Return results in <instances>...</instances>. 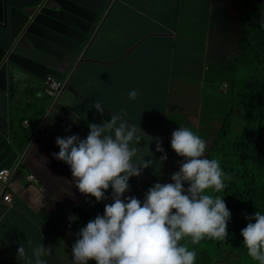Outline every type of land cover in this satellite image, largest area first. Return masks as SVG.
Wrapping results in <instances>:
<instances>
[{
    "label": "crops",
    "instance_id": "1",
    "mask_svg": "<svg viewBox=\"0 0 264 264\" xmlns=\"http://www.w3.org/2000/svg\"><path fill=\"white\" fill-rule=\"evenodd\" d=\"M246 4L254 7L248 9ZM255 4L254 0H115L57 99L46 97L39 83L16 97L12 134L23 159L10 181L12 205L0 202V264H28L35 259L32 249L42 243L52 247L50 255L41 257L46 264H73L76 234L112 203L111 188L107 199L97 202L74 186L70 167L54 158L60 151L58 137L86 139L89 124L101 125L112 114L123 113L127 123L144 134L130 147L152 161L139 177L129 179L123 198L143 202L156 183L172 182L171 175L182 163L171 148L173 131L186 127L203 136L210 124H218L217 115L226 114L222 96L230 93L222 87L244 82L238 53L244 24H258ZM234 61L236 68L230 74L235 78L227 77ZM131 90L138 92L134 101L128 97ZM94 101L104 107L103 115L92 106ZM19 103L26 104L21 111L15 107ZM156 138L163 153L156 150ZM163 154L167 159L161 162ZM30 174L38 177L36 183L27 180ZM70 216L77 219L70 221ZM20 244L28 254L24 259H17Z\"/></svg>",
    "mask_w": 264,
    "mask_h": 264
},
{
    "label": "clouds",
    "instance_id": "2",
    "mask_svg": "<svg viewBox=\"0 0 264 264\" xmlns=\"http://www.w3.org/2000/svg\"><path fill=\"white\" fill-rule=\"evenodd\" d=\"M137 96L136 90L128 93L130 100ZM92 106L103 115L100 102L94 101ZM88 127L86 139L58 137L60 151L54 158L70 167L80 193L100 202L107 199L105 193L111 188L112 203L76 234L73 264H195L196 252L181 240L190 238L193 245L205 238L226 240L231 213L224 198L206 193L223 191L225 179L231 177L225 175L217 159L205 158L207 145L199 135L186 127L173 131L171 148L182 158L179 171L171 175V183L151 187L141 202L135 197L123 198L129 191V179L139 177L152 163L140 158L136 147H130L144 136L141 128L130 126L123 113ZM156 142V150L163 153L159 138ZM166 159L163 154L161 162ZM76 219L69 217L70 221ZM246 219L249 222L241 231L243 246L252 260L264 264V214L257 211ZM51 252V246L38 245L32 249L34 261L28 264H46L41 257ZM27 255L20 244L17 259Z\"/></svg>",
    "mask_w": 264,
    "mask_h": 264
},
{
    "label": "water",
    "instance_id": "3",
    "mask_svg": "<svg viewBox=\"0 0 264 264\" xmlns=\"http://www.w3.org/2000/svg\"><path fill=\"white\" fill-rule=\"evenodd\" d=\"M113 4L110 0H0V171L22 158L12 134L16 97L36 83L48 97L44 90L48 77L69 81ZM15 107L19 111L26 104Z\"/></svg>",
    "mask_w": 264,
    "mask_h": 264
},
{
    "label": "trees",
    "instance_id": "4",
    "mask_svg": "<svg viewBox=\"0 0 264 264\" xmlns=\"http://www.w3.org/2000/svg\"><path fill=\"white\" fill-rule=\"evenodd\" d=\"M261 1L254 0L258 14ZM246 15L248 17L250 13ZM241 39L238 60L247 61L250 71L239 95L241 109L238 113L233 110L227 114L208 155L209 159H217L220 167L222 161L223 172L231 177V180L225 179L223 191L213 193L224 198L231 213L228 236L220 241L205 238L195 245L191 244L190 238L181 240L182 245L196 252L195 264H259L247 255L241 231L249 222L246 216H253L257 211L264 214V32L243 35ZM252 42L255 48L250 45ZM244 109L256 114L244 118L251 124L246 126V133L240 135L234 132V125L246 114ZM232 114L236 116L234 120ZM18 130L25 135L23 129ZM83 206L86 207V204Z\"/></svg>",
    "mask_w": 264,
    "mask_h": 264
},
{
    "label": "rangeland",
    "instance_id": "5",
    "mask_svg": "<svg viewBox=\"0 0 264 264\" xmlns=\"http://www.w3.org/2000/svg\"><path fill=\"white\" fill-rule=\"evenodd\" d=\"M250 2H253V1H250ZM246 6L248 7V9H250L251 7H254V5H252V4H249V5L246 4ZM261 7H262V12L260 10L261 13L257 15L258 16L257 17L258 18V20H257L258 25H255V27H253L250 24L245 23L247 21V15H244V23L245 24L243 26L244 27L243 35L252 36V35H254L255 32H259L260 34H262L264 32L263 31L264 30V0H262L261 3L259 4V9ZM255 28H258V29L256 30ZM250 45L255 48V45L253 44V42L250 43ZM250 49H252V47H250ZM249 58H251V57H249ZM237 65L240 68L245 69V70H243L242 74L239 75V77H243L244 82H238V83H234L232 81L230 82L231 88L229 86L230 90L227 93H225V94H229V93L230 94L228 96H222V98H224V103H225L224 104L225 105L224 113H226V114H223V116H221L222 114L217 115V117L220 118L218 124H214V123L210 124V126L206 128V132L203 133V136H200L203 139L205 136H208V139L204 140L206 142V145H207L206 151H205V158L208 157V155L211 151V148L213 146V143L216 140L217 135L220 132L221 126L224 123V121L226 120L227 114L233 112V110L236 111L235 113H238L241 109V99H240L239 95L241 94L242 90L245 87L244 86L246 83L245 81L248 80V77L250 75V71L247 70V61L242 62L239 60ZM235 68H236V61H234V70L232 71V68L229 67V74H226V76L235 78L234 75L230 74V73L235 71ZM222 78H225L224 75ZM244 111H246V114L244 116H242V114H241L240 116H242V118L239 119L237 124L234 125V132L237 134H240V135L243 133H246V126L251 124V122L249 120H245L244 118L249 116V114H256L255 112H250V110H248V109H244ZM260 111H261V109L259 110V112ZM232 116L234 117L233 118V120H234L236 118V116L233 114H232ZM223 168H224V164L221 161V169L223 170ZM213 193H214L213 190H208V192L206 194H210V195L212 194V196L215 198L216 195ZM71 242H72L71 239L67 240L69 247L70 246L72 247Z\"/></svg>",
    "mask_w": 264,
    "mask_h": 264
},
{
    "label": "built area",
    "instance_id": "6",
    "mask_svg": "<svg viewBox=\"0 0 264 264\" xmlns=\"http://www.w3.org/2000/svg\"><path fill=\"white\" fill-rule=\"evenodd\" d=\"M112 3L115 0H111ZM68 84L67 80H57L53 77H48L44 90L47 95H50L57 99ZM224 93L229 91V85L226 84L222 87ZM25 124H28V121H25ZM22 158H20L10 169H3L0 171V202H4L8 205H12L13 197L9 192L10 181L12 177L21 169ZM27 180L31 183H36L38 177L36 175L30 174L27 176ZM73 258V256H72ZM63 264H72L71 262H64Z\"/></svg>",
    "mask_w": 264,
    "mask_h": 264
}]
</instances>
